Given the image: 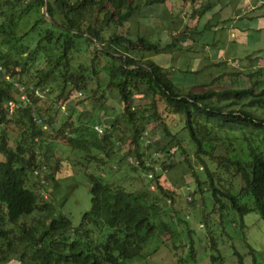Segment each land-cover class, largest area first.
<instances>
[{
    "label": "trees",
    "instance_id": "obj_1",
    "mask_svg": "<svg viewBox=\"0 0 264 264\" xmlns=\"http://www.w3.org/2000/svg\"><path fill=\"white\" fill-rule=\"evenodd\" d=\"M240 1L0 0V264L148 257L163 201L174 207L179 196L164 185L168 173L194 177L189 193L211 192L222 211L226 201L241 218L255 212L264 220V47L239 72L214 63L227 47L217 41L222 30L248 36V46L254 34L264 42V12L244 13ZM252 1L264 10V0ZM187 3L179 30L181 15L172 21L162 7ZM231 5L234 17L220 21ZM214 68L220 74L200 81ZM112 95L121 110L109 104ZM97 125L108 128L100 134ZM64 147L87 172L92 195L78 227L42 201L39 183L29 187L34 177L44 187L56 182L59 165L48 174L49 164ZM38 212V225L26 228Z\"/></svg>",
    "mask_w": 264,
    "mask_h": 264
},
{
    "label": "rangeland",
    "instance_id": "obj_2",
    "mask_svg": "<svg viewBox=\"0 0 264 264\" xmlns=\"http://www.w3.org/2000/svg\"><path fill=\"white\" fill-rule=\"evenodd\" d=\"M238 3L239 5L243 4L242 1ZM162 9L169 19L180 14L181 19L175 22L179 30L185 28L186 18L190 15L189 3L180 5L181 12L177 7L171 9L163 6ZM229 38L230 34L221 39L223 42H227ZM185 45L188 46L186 43ZM261 46H264L263 42H261ZM238 47L235 58L227 62V72L233 73L244 70L246 64L250 65L246 58L253 51H256V49L251 50V47L246 45ZM225 52H222L223 57L221 59L224 58ZM179 61L180 58L177 57L173 60V64L179 65ZM220 72V68H214L212 74L211 71H206L199 79L202 82H210L212 75L216 76ZM45 96L44 93L43 99ZM76 98L77 95L74 94L70 101L74 103ZM109 104L118 110L122 109L121 105L117 104L115 95H112ZM66 111V106H63L59 113L61 120L66 115ZM58 125L60 126V123ZM171 126L175 127L176 125L171 124ZM16 135L17 129L12 128V145ZM125 147L124 152H126ZM188 149L193 154L191 145H188ZM121 157L122 154H118L115 158L119 160ZM56 162L60 169V174L56 175V182L47 180L46 187H44L43 182L41 184L34 177L29 187L34 189L33 185L39 183L37 193L41 196L42 201H52L56 208V214L69 217L74 227H78L83 216L92 207V195L87 172L78 165L77 157L72 156L65 147L58 150L57 158L49 164L48 174L55 170ZM164 179L166 189L179 194L178 200L174 207L169 202L163 201L165 205H168L167 208L172 209V211L168 213V209H165L162 212L160 216L161 230L158 229L157 236L147 246L148 257L127 261L124 264H178L179 262L181 264H214L213 257L219 254L223 258V264H264V220L258 213L254 212L241 218L238 213L230 210L226 201H224L226 207L223 211L215 206L211 192L193 194L191 190L189 193L188 189L195 186L194 177L191 175L179 178L168 173ZM136 185H142L140 178ZM47 197L48 199H46ZM174 211L176 214H173ZM44 215V213L38 212L25 219L26 228L38 225V221ZM179 218L187 222H181ZM15 234L21 235V230L17 229ZM191 243L194 245L193 253L188 250ZM236 253L242 257L241 261ZM8 264H18V262L11 260Z\"/></svg>",
    "mask_w": 264,
    "mask_h": 264
},
{
    "label": "crops",
    "instance_id": "obj_3",
    "mask_svg": "<svg viewBox=\"0 0 264 264\" xmlns=\"http://www.w3.org/2000/svg\"><path fill=\"white\" fill-rule=\"evenodd\" d=\"M242 2H243V4H241V7L243 8V12L244 13L256 12V9H258L256 13H263L264 12V10L260 9V7H261L260 4L255 6L253 4L254 2L252 0H246V1L244 0ZM235 8H236L235 5H231L228 8H226L222 12L220 21H228V20L232 19L234 17V15H235L234 14L235 13ZM227 32L228 31H226V30L220 31L219 35H218V38H217V41L223 42L222 39L224 37L226 38V36L230 34V38L227 40V42L226 41L223 42L224 44H227L228 48H227V50L225 52L224 58L221 61L225 62L226 64H227L228 61H231L232 59L235 58V56L237 54V51L239 49L238 46L246 45L248 47V36H245L242 33L238 32V31H234V30H231L230 32H228L229 34ZM254 36L257 38V40H256V44L255 45L250 46L251 50H255V49L259 50L260 48L264 47V46L260 47L261 42H262V40H261L262 35L254 34ZM208 56H209L208 54H205V57H208ZM221 61L220 60H216L214 63L215 64L222 63ZM208 63L209 62H206V64H208Z\"/></svg>",
    "mask_w": 264,
    "mask_h": 264
},
{
    "label": "built area",
    "instance_id": "obj_4",
    "mask_svg": "<svg viewBox=\"0 0 264 264\" xmlns=\"http://www.w3.org/2000/svg\"><path fill=\"white\" fill-rule=\"evenodd\" d=\"M16 87L18 88V90H19V92H20V94H21V100L26 101V102H30V101H29V98H28L27 95H26L25 89H24L23 87L19 86L18 84H16ZM37 95H39L38 92H37ZM9 106H10V113H11V114H14V113H15V109H16V105H15V103L12 101V102L9 103ZM39 122H41V120H40ZM106 128H108L107 125H104V126L97 125V126L95 127L96 131H98L100 134H102L103 131H104Z\"/></svg>",
    "mask_w": 264,
    "mask_h": 264
},
{
    "label": "water",
    "instance_id": "obj_5",
    "mask_svg": "<svg viewBox=\"0 0 264 264\" xmlns=\"http://www.w3.org/2000/svg\"><path fill=\"white\" fill-rule=\"evenodd\" d=\"M44 14H47V8L44 9ZM50 20V19H49Z\"/></svg>",
    "mask_w": 264,
    "mask_h": 264
}]
</instances>
